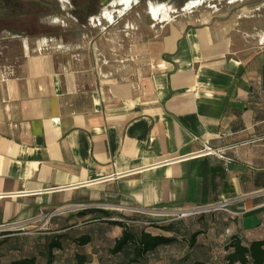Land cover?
I'll list each match as a JSON object with an SVG mask.
<instances>
[{
    "label": "crops",
    "instance_id": "1",
    "mask_svg": "<svg viewBox=\"0 0 264 264\" xmlns=\"http://www.w3.org/2000/svg\"><path fill=\"white\" fill-rule=\"evenodd\" d=\"M234 1H200L168 21L142 69L79 54L78 38L47 36L45 27L22 37L4 29L0 226L61 212L44 231L0 233V264L2 253L6 264H227L230 241L264 240V3L235 10ZM97 23L71 30L89 35ZM205 143L234 161L200 154ZM220 201L229 212L145 227L177 242L183 230L176 251L160 246L141 262L111 251L118 221Z\"/></svg>",
    "mask_w": 264,
    "mask_h": 264
},
{
    "label": "rangeland",
    "instance_id": "2",
    "mask_svg": "<svg viewBox=\"0 0 264 264\" xmlns=\"http://www.w3.org/2000/svg\"><path fill=\"white\" fill-rule=\"evenodd\" d=\"M113 1V0H112ZM191 0H138L137 5L135 4L131 10L127 12L122 17H116L115 24L110 25L109 22H106L105 19H101L102 25L97 26L91 30V34H87V31H73L69 30L70 37L78 38V42L82 45L78 46L75 50L79 54H87L95 53L103 54L107 59H112L110 62L111 66L113 65H124L127 66V69H136V68H146L151 64V57H148L149 53H156L157 51L152 50V46L150 45L154 39L153 36L159 35L161 38V34L163 32H167V26H163L168 21H182L184 19L185 14H187L188 10L187 4ZM198 2H202L203 5L208 4H219V1L225 5H231L228 3L230 0H195ZM247 1V0H246ZM251 1L250 7L259 6V0H248ZM150 2L153 3H166L169 7L173 6L174 12L171 13L169 17L166 18L164 21L161 20H154L152 16L149 14V6ZM243 2L241 0L234 1L235 10L239 9V7L243 6ZM58 3V2H57ZM245 3V2H244ZM106 6V5H105ZM120 7V6H119ZM185 7L186 10L182 8ZM103 8L101 9V13L103 12ZM200 8H198L199 10ZM264 10V9H263ZM100 14H96V17H100ZM56 17H54L55 19ZM94 19V18H93ZM156 23V24H155ZM54 29H59V26L52 25ZM81 28V27H80ZM95 37V45L94 48H90L88 45V40ZM76 40V39H75ZM99 57V55H98ZM115 59H124V62L120 63V61H114ZM126 59V60H125ZM101 62H99L100 64ZM107 66V65H106ZM105 69V65L103 66ZM108 69V68H107ZM220 212V211H215ZM211 212V213H215ZM209 214V213H206ZM205 214L200 215H192L186 217L177 218L176 221H169L170 218H174L176 216L169 215L168 217H153L150 221L153 223L151 225H144L140 224L137 226L138 230L145 227H152L153 230L161 228L164 224L168 225L171 223H179L180 219H184L183 221L186 223H192L196 219H200ZM142 219V218H140ZM49 220L45 217L41 218L38 221L32 223H23L21 225L14 226V225H5L0 227V233L7 232H25L29 231L32 232H40L44 231L47 226ZM138 224V223H137ZM181 225V224H180ZM176 226H174L175 229ZM176 229H183V225L179 226ZM181 232L179 242H174L168 247L171 248H181L183 246V230H179ZM193 239V237H192ZM194 243V242H193ZM4 248H1L0 251H3ZM175 250V249H174ZM176 251V250H175ZM1 263L6 264L7 255L1 254Z\"/></svg>",
    "mask_w": 264,
    "mask_h": 264
},
{
    "label": "flooded vegetation",
    "instance_id": "3",
    "mask_svg": "<svg viewBox=\"0 0 264 264\" xmlns=\"http://www.w3.org/2000/svg\"><path fill=\"white\" fill-rule=\"evenodd\" d=\"M111 1L0 0V37L4 34L6 27L14 29L18 33L17 37L33 36L37 28L45 27L48 30L42 31L44 35L56 36L58 33L65 39H73L70 37L69 30L92 26L95 15L100 14L102 7L110 5ZM241 1L245 2H243V6L253 4L248 0ZM259 1V3H264V0ZM54 17L56 18L54 19ZM53 24L59 26L58 31L50 27ZM2 37L8 40L13 36L9 33Z\"/></svg>",
    "mask_w": 264,
    "mask_h": 264
},
{
    "label": "trees",
    "instance_id": "4",
    "mask_svg": "<svg viewBox=\"0 0 264 264\" xmlns=\"http://www.w3.org/2000/svg\"><path fill=\"white\" fill-rule=\"evenodd\" d=\"M130 223L118 221L123 226L122 235L116 240L114 247L111 249L113 253L121 251H129L131 256V262H141L146 254L154 251L160 246L171 245L177 241L174 236H166L164 234L154 235L145 228L138 230L139 224L133 222L140 220V218L134 217L130 219ZM165 230H174V226H169ZM8 233V232H7ZM4 234V233H3ZM85 237L80 240L81 243L87 242ZM8 240L4 239L1 244L7 243ZM194 239L192 240V243ZM56 245V243H53ZM229 253L227 254V264H264V240H255L249 244H244L240 239H234L230 241L227 246ZM51 263V260H49ZM48 263V264H50ZM11 264H36L34 258H24ZM194 264H203L200 261H196Z\"/></svg>",
    "mask_w": 264,
    "mask_h": 264
},
{
    "label": "built area",
    "instance_id": "5",
    "mask_svg": "<svg viewBox=\"0 0 264 264\" xmlns=\"http://www.w3.org/2000/svg\"><path fill=\"white\" fill-rule=\"evenodd\" d=\"M203 153L217 155L218 157L222 158L225 161V164L227 166L234 161L233 157L226 155L225 152L222 151L221 149L214 148L207 143L204 144V149L200 151V154H203ZM228 206H229L228 201H220V202H216V203H212L208 205H202V206L178 207L177 209L165 211L164 213H160V211L154 210L149 213L148 218L136 220L133 222L138 223V224L140 223L144 225H151L153 223L152 221H150L151 218L158 217L159 215H165L166 217H168L169 215H173V216H176L174 218H180V217H186V216H192V215L206 214V213H211L215 211L229 212L230 210ZM79 207H83V205H75V206L70 207V209H75ZM60 212L61 211L59 209H56L52 213L46 214L44 217L49 220L52 216L58 215ZM0 227H3V226H0Z\"/></svg>",
    "mask_w": 264,
    "mask_h": 264
},
{
    "label": "bare ground",
    "instance_id": "6",
    "mask_svg": "<svg viewBox=\"0 0 264 264\" xmlns=\"http://www.w3.org/2000/svg\"><path fill=\"white\" fill-rule=\"evenodd\" d=\"M138 0H113L110 5L104 6L103 12L100 17H94V21L97 23L98 20L100 22L101 19H105L107 22H114L116 17H122L129 10L133 8V6L137 5ZM193 4H199L198 1L191 0L188 2L187 7L193 6ZM120 6V7H119ZM174 12L173 6L169 7L166 3H153L150 2L149 6V14L154 17L155 20H165L167 17L171 15V12ZM98 24V23H97Z\"/></svg>",
    "mask_w": 264,
    "mask_h": 264
},
{
    "label": "clouds",
    "instance_id": "7",
    "mask_svg": "<svg viewBox=\"0 0 264 264\" xmlns=\"http://www.w3.org/2000/svg\"><path fill=\"white\" fill-rule=\"evenodd\" d=\"M262 42H264V41H262Z\"/></svg>",
    "mask_w": 264,
    "mask_h": 264
}]
</instances>
